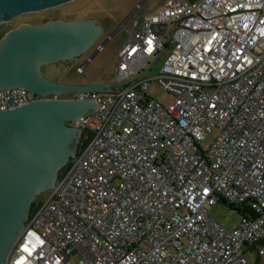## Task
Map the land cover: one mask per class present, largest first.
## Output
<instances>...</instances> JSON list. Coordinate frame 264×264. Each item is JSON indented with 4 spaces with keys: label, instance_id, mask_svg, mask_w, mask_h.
I'll return each instance as SVG.
<instances>
[{
    "label": "built area",
    "instance_id": "2783aa9c",
    "mask_svg": "<svg viewBox=\"0 0 264 264\" xmlns=\"http://www.w3.org/2000/svg\"><path fill=\"white\" fill-rule=\"evenodd\" d=\"M139 7L93 52L131 18L113 52L116 85L71 92L95 104L66 122L88 138L4 264H245L251 244L264 241V0H159L135 14ZM151 80L168 103L146 93ZM37 97L0 88V109ZM216 202L242 208L233 227L208 215Z\"/></svg>",
    "mask_w": 264,
    "mask_h": 264
},
{
    "label": "water",
    "instance_id": "95a60500",
    "mask_svg": "<svg viewBox=\"0 0 264 264\" xmlns=\"http://www.w3.org/2000/svg\"><path fill=\"white\" fill-rule=\"evenodd\" d=\"M66 1L0 0V22ZM153 28L160 30L158 24ZM100 29L91 17H54L38 23L20 22L0 37V88L18 86L42 96L0 109V264H4L8 249L22 229L30 201L41 190L52 187L58 168L75 152L80 129L66 122L95 106L92 100L57 95L111 91L116 85L52 82L40 74L39 65L73 58L85 50ZM49 92L52 96H43Z\"/></svg>",
    "mask_w": 264,
    "mask_h": 264
},
{
    "label": "rangeland",
    "instance_id": "374dc122",
    "mask_svg": "<svg viewBox=\"0 0 264 264\" xmlns=\"http://www.w3.org/2000/svg\"><path fill=\"white\" fill-rule=\"evenodd\" d=\"M159 0H69L58 5L29 12H22L13 16L10 20L0 22V37L8 29L20 22L38 23L49 18H93L101 27V33L90 44V46L75 60H62L54 62L42 67V75L50 78L53 81H69L79 82L84 81L85 77L91 76L98 80L101 84L113 83V66L115 62L114 50L119 43L125 38L126 30L130 27L131 18H128L123 23V26L118 28L101 46L95 51L97 45L100 44L121 22L128 12L140 2V7L136 10L138 14L142 10H148L157 5ZM166 53L164 48L153 61L147 74H152L162 62ZM91 55V58L85 63L83 72H76V65H80ZM146 93L159 101L166 104L171 100V96L162 89L154 80L149 82ZM70 92L61 93L60 97H67ZM211 134L207 135L202 141V145H206ZM80 134L77 137L78 141ZM76 142L74 147L76 148ZM60 168V167H59ZM58 168V170H59ZM57 170V171H58ZM49 189L41 190L33 199L43 200L47 197ZM208 215L217 220L227 228L233 227L238 219L239 214L228 205L221 202H216L209 207ZM245 264H256L254 261L253 252H248ZM259 264H264V256L260 257Z\"/></svg>",
    "mask_w": 264,
    "mask_h": 264
},
{
    "label": "trees",
    "instance_id": "16d2710c",
    "mask_svg": "<svg viewBox=\"0 0 264 264\" xmlns=\"http://www.w3.org/2000/svg\"><path fill=\"white\" fill-rule=\"evenodd\" d=\"M88 136H84V133L81 132L80 134V137L78 139V141L76 142V148H75V151L77 150V148L81 147L87 140ZM68 160L59 168V170L57 171L56 175H58V173L60 172V170L67 164ZM40 201V199H32L29 203V206H28V213H27V217L30 215L31 211L33 210L34 206ZM229 208H232L234 209L239 215H241L243 212H242V208H240L239 206H228ZM259 246H264V241L263 240H258L256 242H253L251 244V247L249 249L252 250L253 254H254V261L256 264H259L260 262V257L261 256H264L263 255H260L258 254L257 252V249Z\"/></svg>",
    "mask_w": 264,
    "mask_h": 264
},
{
    "label": "crops",
    "instance_id": "0c3cea01",
    "mask_svg": "<svg viewBox=\"0 0 264 264\" xmlns=\"http://www.w3.org/2000/svg\"><path fill=\"white\" fill-rule=\"evenodd\" d=\"M81 18H83V17H81ZM69 19H71V18H69ZM96 22V21H95ZM101 28V27H100ZM101 33V29H100V32H99V34ZM98 34V35H99ZM98 35L96 36V38L98 37ZM95 38V39H96ZM94 39V40H95ZM93 40V41H94ZM92 41V42H93ZM91 42V43H92ZM90 43V44H91ZM90 44L85 48V50L90 46ZM84 50V51H85ZM83 50L82 51H80L79 53H77L73 58H70V59H76L78 56H80L83 52H84ZM93 53V52H92ZM57 62H59V61H57ZM49 64H51V63H49ZM40 65H44L45 67H46V65H48V64H46V63H44V64H40ZM40 65H39V72H40ZM77 66V65H76ZM82 72H83V69H82ZM40 74H41V72H40ZM42 75V74H41ZM42 76H44V75H42ZM45 78H47V79H49V80H51L50 78H48V77H46V76H44ZM52 82H57V83H62V82H69V81H53V80H51ZM83 82H98V83H100L98 80H96V79H93L91 76H88V77H85V79H84V81L82 80V81H79V82H74V83H78V84H82ZM71 93V92H70ZM43 96H45V97H50V96H52V93H46L45 95H43ZM58 97H60L59 95H57ZM67 97H70V95L69 96H67ZM252 252V250L251 249H248L247 250V252H246V256H247V254H248V252Z\"/></svg>",
    "mask_w": 264,
    "mask_h": 264
},
{
    "label": "flooded vegetation",
    "instance_id": "af4514ba",
    "mask_svg": "<svg viewBox=\"0 0 264 264\" xmlns=\"http://www.w3.org/2000/svg\"><path fill=\"white\" fill-rule=\"evenodd\" d=\"M42 67H44V65H40V69L42 68ZM40 72H41V74H42V71L40 70ZM42 97V96H41Z\"/></svg>",
    "mask_w": 264,
    "mask_h": 264
}]
</instances>
